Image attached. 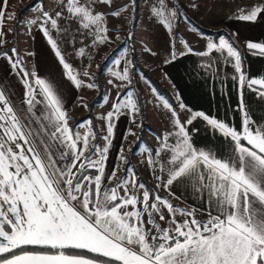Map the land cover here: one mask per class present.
Wrapping results in <instances>:
<instances>
[{
    "label": "snow or ice",
    "instance_id": "1",
    "mask_svg": "<svg viewBox=\"0 0 264 264\" xmlns=\"http://www.w3.org/2000/svg\"><path fill=\"white\" fill-rule=\"evenodd\" d=\"M6 4L7 0L0 2V48L8 44ZM144 6L166 35L165 64L186 55L226 54V66L233 70L237 110L242 114L240 127L210 118L203 111H191L183 103L180 109L190 115L181 121L180 112L152 86L147 74L137 72L135 48L130 46L136 43L139 0H125L119 6L115 0H34L29 11L37 15L19 21L17 27L25 26L29 34L36 28L46 37L63 79L76 90L84 86L78 78L81 73L67 62L53 31H63L60 22L69 20L77 25L78 33L92 37L90 45H104L112 43L113 36L119 39L118 31L109 29L108 22L122 25L129 13L133 30L108 57L119 68L108 84L127 90L112 102L107 95L100 97L109 107L100 116L105 131L100 137L105 143L100 147L92 143L98 137L91 119L81 121L75 129L70 127L59 85L33 79L34 74L22 67L16 47L0 53V60L6 61L25 90L23 99L15 104L11 99L15 93L0 81V264H264V125L252 117L244 99L249 91L264 101V75H249L230 38H209L206 50L194 51L187 37L177 35L181 22L189 35L200 32L181 0H144ZM187 6L198 7L193 0H188ZM235 15L244 22L264 20V0H254ZM141 46L142 51L157 54L143 42ZM86 47L82 43L76 54L85 57ZM246 47L264 56V43L249 41ZM214 65L209 57L199 67L211 70ZM82 75L89 76L87 71ZM140 82L150 86L169 113L170 130L153 134L158 147L148 146L140 138L136 142L146 157V168L159 173L155 188L171 191L174 183L194 182V189L207 191L208 207L215 209L208 211L206 222L196 219L191 211L173 207L141 180L130 157L124 155L123 142L135 135L131 128L125 129L113 166L106 171L117 122L124 116L132 124L142 114L132 87ZM87 87L99 91L100 85L93 81ZM201 118L214 134L229 139L231 153L218 156L220 150L215 145H195L190 126ZM86 125L92 131L76 130ZM139 127L143 130L142 124ZM120 165L124 175L117 177ZM113 178L118 182L106 187ZM178 215L183 219H177ZM45 249L55 251H42Z\"/></svg>",
    "mask_w": 264,
    "mask_h": 264
},
{
    "label": "crops",
    "instance_id": "2",
    "mask_svg": "<svg viewBox=\"0 0 264 264\" xmlns=\"http://www.w3.org/2000/svg\"><path fill=\"white\" fill-rule=\"evenodd\" d=\"M31 1L7 0V4L5 6L6 14L4 31L8 33V44L6 48H0V53L11 47H16L20 53L21 46H19V44H15L14 38L16 29L19 32L21 31L24 40L23 45L26 47V54L31 64V66H29L23 62L22 67L29 73L34 74L33 79L39 77L46 80L49 78L48 75H50V81H53L52 69L58 70L59 67L61 71V66L58 64L57 57L54 55L53 50L47 43L46 37H44L36 28H33L29 34V32L25 30V26L21 25L17 27L19 21H27L35 16L30 13V8L26 10L27 5ZM0 2H2V0H0ZM124 2L125 0H115V4L117 6L123 4ZM181 2L186 6L188 5V0H181ZM193 2L198 5L197 8L187 6L189 10L194 13V17H189L192 22L198 24L202 28H207L213 31H225L229 34H232L241 50L239 51L249 75L257 78H259L261 75H264V56H262L258 51L249 50L246 47V43L249 41L264 43V20L257 23L244 22L238 20L235 15L238 9L252 4L254 0H193ZM143 13L144 15H147V21H153V19L148 15V9L144 6L143 2L142 5L140 4L139 11L135 17V32L137 25H139V22L142 19L141 16ZM35 14L37 15V13ZM9 15H11V19H8ZM130 20V14L126 13L125 21L122 23V25L115 20H110L108 22V27L109 29L115 28L118 32L124 33L126 35L130 28H133ZM63 25L66 26L68 34L62 36V34L57 35V32L53 31V39L56 40L58 47L65 56L67 62H69L77 72L81 73L78 78L84 81V86H87L88 81L86 80L88 77L83 76L82 73L87 71L89 64L92 65L91 68L97 69V65L100 66L101 63L105 62L114 50L113 44L106 43L104 45L92 46L90 45L92 37L78 33L77 25L75 23H71L69 20H62L60 22V26ZM151 25L154 27V22H151ZM187 28L188 30H191L192 24L187 25ZM81 31H83V29H81ZM177 35L187 37V39L191 42L194 51L199 52L201 50H206V43L209 37L201 36L199 32H196L194 35H189V33L185 30L184 23L180 25ZM161 36L165 46L164 48L160 49L159 56H161V58L159 57L160 59L157 62H143V56L141 57L137 51L138 38H136V43L130 47L135 48L134 53L136 54L142 67L151 68L152 70L156 71L157 74L153 73L154 78L157 79L163 89H165L168 93H171L173 96L174 102L177 105L176 109L180 112L181 121H184L186 117L190 115V112L180 109V104L183 103L191 111H203L205 114L209 115L210 118L224 120L230 123L232 126L239 128L242 114L237 110V94L235 90V84L232 80L233 70L231 67L226 66V54L220 55L215 51L209 54V57L215 61V65L211 68V70H205L199 67L200 64H206L209 57L200 58L196 57L195 55H186L183 58L177 59L174 63L165 64L164 61L167 59L166 52L168 43L164 31ZM113 38L114 36L112 39ZM60 39H63V41L65 40V43H63V41L60 42ZM82 43L88 46L85 49L86 56L83 58L76 54V50L81 47ZM29 53H34V55H29ZM148 56L149 54H146L147 59ZM21 58L22 57H20V59ZM110 66L113 68V64ZM47 70L49 71V74ZM165 73H167V75H165ZM104 78L105 82L103 83L104 85L102 88L103 95L106 84H108V80H110L105 76ZM0 81H2L6 86H10V91L15 93L11 99L13 103L19 104L23 99L25 90L19 78L14 74L13 70L9 69L6 61L4 60H0ZM124 90H126L124 87L120 88L117 94L122 93ZM73 94L77 101L79 100L81 102H87L93 100L97 96L98 92L94 91V95L91 99H86L80 90H76ZM244 99L252 117L264 125V119H262L264 118V101H261L255 93L249 91H245ZM99 105L101 107L103 102ZM39 107L40 106L37 107V112H39ZM160 110L163 112V119L165 118V123H163L164 128L161 130L164 131V134L166 131L170 130L169 119H167L169 113L164 107H161ZM135 125L136 130L138 131V129H140V120L137 119ZM151 128L155 130L154 127ZM190 130H193L192 137L196 146L215 145L216 148L220 150L218 156L221 154L227 155L228 153H231L232 148L230 146L229 139L223 137L222 134H219L218 132L214 134L211 126H209L206 121H203L202 118L194 120L193 124L190 126ZM149 131L147 132L149 133ZM136 134H139V131ZM149 137L146 139V142H149V144L155 146V148L158 147L157 141ZM117 143L113 141V147L111 149L110 157L107 161V167L113 166L116 152L121 146V144L119 146ZM123 148L125 152L130 148V146L125 144L123 145ZM140 154L133 156L134 163L137 166H139L140 163L146 164V157L143 154ZM122 169L123 165H120V170L117 172V175ZM144 177L150 182V184L156 185L159 183V181L152 180L151 178L148 179L146 175H144ZM193 184L194 182L174 183V185L171 187V191H166L163 187H161L159 188V193L173 207L179 210L193 212L195 218L203 223L208 219V211L214 212L215 209L214 207L211 209L208 207L209 196L207 191L196 190L194 189ZM165 216L166 219L169 216L167 211H165ZM177 219H183V217L178 215ZM161 223L163 224V222Z\"/></svg>",
    "mask_w": 264,
    "mask_h": 264
},
{
    "label": "rangeland",
    "instance_id": "3",
    "mask_svg": "<svg viewBox=\"0 0 264 264\" xmlns=\"http://www.w3.org/2000/svg\"><path fill=\"white\" fill-rule=\"evenodd\" d=\"M139 2L142 5L144 0H139ZM28 5L26 7L27 8L26 10H28L31 7V6H28ZM184 9L189 14H192V15L194 14V13H192L189 10V8L186 5H185ZM26 10H25V12H26ZM30 13L32 15L36 16L35 13H33V12H30ZM193 17H194V15H193ZM141 18L142 19L140 20L139 25H137L136 32H135L136 38H138L137 51H138V54L141 57L143 56L142 57V59L144 60L143 62L154 63V62H157L161 58V56H159V51H160L161 48H164V46H165L163 44L162 39H161V37H162L161 35L163 33V30L161 29V27L159 26L158 23H156L154 21H147L146 19H148V17H147V15H144V13L141 16ZM151 22H154V27H153V25H151ZM181 24H183V22H181L180 25ZM180 25H179V28H180ZM60 28L63 29V31L58 32L57 35L58 34H62V36H63V35L68 34L67 28H66L65 25L60 26ZM132 29L133 28H130L129 31H132ZM15 32H14L15 33L14 42H15V44H19V46H21L20 47L21 48L20 49L21 50L20 51V57H22L21 59L23 60L24 63H26L27 65L31 66L30 61H29V59L27 57V54H26V52H27L26 51V47H25V45H23L24 40H23L22 32L21 31L19 32L17 29H16ZM118 33H119V39H117L115 36L112 39L113 40L112 44H113L114 50L118 49L119 46L121 45V43L123 42V40L125 39V34L124 33H121V32H118ZM59 41L62 42L63 39H60ZM141 42H143V45L146 48H151L152 51L156 52L157 54L156 55H150L149 54L148 59H147L146 58V54H148V53L145 52V51H142ZM159 42H160V45H159ZM63 43H65V40L63 41ZM165 44H166V42H165ZM114 50H113V52L111 54L114 53ZM137 61H138V58H137ZM92 63H93V60H92ZM141 63H142V60H141ZM102 64H104V65L102 66ZM139 64H140V62H139ZM110 65H112V63L108 59H106L105 62L101 63L100 68H97V69L91 68L92 65L89 64L88 67H87V72H89L88 73L89 74L88 79L86 80V81H88L87 83H92L93 81H95L98 84L97 76L99 75L101 69H103V71H101V76H100V83H101L102 88H103V85H104L103 83L105 82L104 76L107 79H112L113 78V73L116 72V71H119V68L117 66L113 65V68H111ZM156 65H160V64H156ZM143 69L145 71H147L149 73V75L152 76L153 78H154V74L153 73L157 74L156 71L152 70L151 68H144L143 67ZM50 71H51V69H50ZM52 71H53V81L57 85H59V91H60V94L63 97L64 107L67 110V116H68V120H69V125H70V127L75 129V126L78 124L76 122V120L82 118L83 116H85L89 112V106L91 105V102L94 99L91 100V101H87V102H83V101L81 102L79 100L77 101L76 97L73 94L76 91V89L69 82H67L66 80L63 79L62 73H61L59 67H58V70L57 69H52ZM137 72L139 73V71H137ZM106 73H107V76H106ZM48 74H49V71H48ZM48 77L49 78H47L46 81H50V79H51L50 77L51 76L48 75ZM90 77L92 79H90ZM148 87H149V90H148ZM121 88H123V87H121ZM119 89L116 88L114 85L106 84L104 95H107L109 97V99H110V102H112V101H114L115 96H116V94H117ZM136 89H137V91L139 90L138 92H139L140 100H141V102L144 105V118L147 117L145 119V121H146L147 125H149L150 127H154L155 130L152 129V128L150 129L149 127H144L142 131H141V128L138 129L139 134H136L138 131L136 130L135 123L129 124L128 121H127V118L124 117V116H122L119 119V121L117 122L116 130H115V139H114V141H115V143L118 142L117 144L120 146V144L122 143V136H123V134L125 132V129L126 128H131L132 132H134L135 135H129L127 141L123 142V145L127 144V146H130V148L124 152V155L129 156L133 163H134V160H133V156L134 155H132L130 153V151H129V150H132L131 149V144H132V148H133L134 145H136L137 139L140 138V137L145 142H146V139L149 136H150L149 138L156 140L155 136L153 134H163L164 131H161V130L164 128L163 127V123H165V121H164L165 118L163 119V112L160 110L161 107H163V101L159 97H157L154 92L150 91V86L149 85H147V84H145L143 82H140V83L136 84ZM79 90L81 91V93H83V95L85 96L86 99H91L92 96L95 94V93L93 94L94 91L99 92L98 90H95V89H89L86 85L84 87H82L81 89H79ZM169 94H170L171 97L169 95L167 97H165V96H163V97L166 98V99L167 98L168 99L172 98L173 101H174V98L171 95V93H169ZM133 98L136 99L137 104H138L137 97L134 95ZM170 104L172 105V103H170ZM174 104H175V108H176L177 105H176L175 102H174ZM82 105H87V107H83ZM108 110H109L108 105H104V104L101 107H100V105H96L94 107V109H93V116H92L91 120L93 121L94 131H95V134H96V136L98 138L95 141H92V143H95V144L99 145L100 147H103L104 143H105L104 140L100 138V137H103V135L105 134V131H104V128H103V124H102V122L100 120V116L102 114L106 113ZM166 111H167V109H166ZM137 117L135 118V121L137 119L140 120V115L137 116ZM76 130L80 131L81 133L92 131V129L89 126H87V125L84 128H82V129H76ZM149 130H152L153 132L149 131ZM147 131H149V133ZM152 147L155 148V146H152ZM135 153H136L135 156L137 154H140L139 148H138V151L135 152ZM135 167L142 174L143 178H145L144 175H146V177H148V179L151 178L152 180L157 181L155 179V176H156V174H159V173L158 172L157 173H153L151 168H146V164L145 163H140L139 166L136 165ZM111 168L112 167H107L106 171L111 170ZM142 171H143L144 175H143ZM123 175H124V172H123V169H122L121 172L117 175V177H122ZM117 182H118V179L117 178H113L111 180V184H106L105 186L106 187H111V186H114ZM147 182L150 183L149 181H147Z\"/></svg>",
    "mask_w": 264,
    "mask_h": 264
},
{
    "label": "trees",
    "instance_id": "4",
    "mask_svg": "<svg viewBox=\"0 0 264 264\" xmlns=\"http://www.w3.org/2000/svg\"><path fill=\"white\" fill-rule=\"evenodd\" d=\"M33 3H34V0H32V1L29 3L28 6H32ZM193 24H195V25L200 29V32H199V33L202 32V33L204 34V35H203L204 37L217 38V37H220V36H224V37H226V38H230V40H231V42L234 44V46H235L237 49L240 50V48H239L238 44L236 43V40H235V38H234V36H233L232 34H229L228 32H225V31H213V30H210V29H207V28H202L201 26H199L198 24H196V23H194V22H193ZM116 50H117V49H116ZM116 50H114V52H115ZM240 51H241V50H240ZM134 57H135V60H136L137 65H138V69H137V71L142 70L144 73H146L147 76L151 79L152 86H154L155 89H157V90L159 91V93H161V94H162L163 96H165V97H167L168 95L170 96V94H169L165 89H163V88L161 87V85L159 84V82H158L155 78H153L152 76H150L149 73L143 69V67H142V66L139 64V62L137 61V56H136L135 53H134ZM103 65H104V64H102V66H103ZM100 76H101V71H100L99 75L97 76V78H98V79H97V81H98V85H100L99 92H98L97 96L94 98V100L91 102V105H90V107H89V112H88L85 116H83L82 118L76 120L77 123H80L81 121H85V120H87V119H92V116H93V109H94V107H95L96 105H99V104L102 102V100L100 99V97H101L103 91H102V85H101V83H100ZM132 87L135 89V96H136L137 99H138V107H140L141 112H142V114L140 115V125L142 124V125H143V128H144V127H149V128L151 129V127H150L149 125H147V123H146V121H145V118H144V105H143V103H142L141 100H140L139 92H138L137 89H136V84H134ZM126 90H127V89H126ZM126 90H125V91H126ZM125 91H124V92H125ZM170 97H171V96H170ZM167 99H168V98H167ZM168 100H169L170 103H172V105L175 107V104H174L173 99H172V98H171V99L169 98ZM140 139H142V138L140 137ZM146 144H147L148 146H151V145H150L149 143H147V142H146ZM151 147H152V146H151ZM131 149L134 150L135 152L138 151V147H136V145H134V147L131 148ZM131 165L136 169V171L138 172L139 177L141 178V180H142V181H143V182H144L149 188H152V189L154 190V192H158L159 196L163 197L162 195H160V193H159V189H156V188H155V185H152V184L148 183V182L145 180V178L142 177V174H141V173L138 171V169L135 167V166H136L135 163H133V162L131 161ZM163 198H164V197H163ZM29 247H30V246H29ZM42 251L54 252L55 250H47V249H45V250H42ZM79 251H80V250H75V249H71V250L66 249V250H65V252H72V253H76V252H79ZM86 255L91 256V255H93V254H91V253H87ZM102 259H106V258H102ZM113 264H120V262H118V261H113Z\"/></svg>",
    "mask_w": 264,
    "mask_h": 264
},
{
    "label": "built area",
    "instance_id": "5",
    "mask_svg": "<svg viewBox=\"0 0 264 264\" xmlns=\"http://www.w3.org/2000/svg\"><path fill=\"white\" fill-rule=\"evenodd\" d=\"M184 11H186V10L184 9ZM187 15H189V17H193V15L192 14H189L188 12H187Z\"/></svg>",
    "mask_w": 264,
    "mask_h": 264
}]
</instances>
